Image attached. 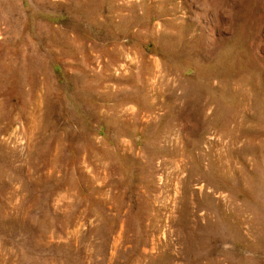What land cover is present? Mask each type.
<instances>
[{"label":"rangeland","instance_id":"obj_1","mask_svg":"<svg viewBox=\"0 0 264 264\" xmlns=\"http://www.w3.org/2000/svg\"><path fill=\"white\" fill-rule=\"evenodd\" d=\"M0 264H264V0H0Z\"/></svg>","mask_w":264,"mask_h":264}]
</instances>
